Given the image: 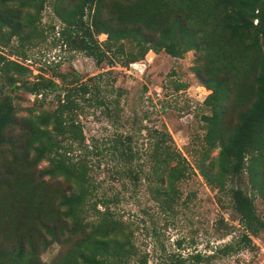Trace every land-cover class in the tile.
Returning a JSON list of instances; mask_svg holds the SVG:
<instances>
[{
	"label": "trees",
	"instance_id": "obj_1",
	"mask_svg": "<svg viewBox=\"0 0 264 264\" xmlns=\"http://www.w3.org/2000/svg\"><path fill=\"white\" fill-rule=\"evenodd\" d=\"M45 3L0 0V37L17 38L22 45L35 37ZM51 7L63 25L60 36L66 47L96 64L107 59L127 67L150 51L173 58L190 51L200 53L202 68L196 74L211 93L204 100L210 114L202 117L204 153L197 169L208 186L230 199L244 230L236 244H227L219 252L225 256L239 247L250 248L251 237L264 224L256 214L253 197L230 183L245 173L252 193L264 190V0H54ZM101 34L106 35L103 43L97 40ZM125 43L136 50L126 51ZM28 71L0 54L3 86L33 95L36 103L60 91L57 103L52 110L17 118L13 97L1 86L0 155L6 153L13 159L21 155L31 168L46 162L41 177L60 179L66 189L46 192L43 181L34 182L32 176L12 178L0 172V224L21 202L37 211L13 247L0 246V264H34L40 249L67 241L72 242L53 264H146L133 234L115 214L119 200L105 193L96 195L84 156L73 155L74 144L86 149L76 120L80 102H90L93 96L97 106H103L97 101L101 88L74 80L67 84L65 74L54 80L19 78ZM124 140L126 145H122ZM130 142V136L113 141L111 154L117 163L110 176L138 183L143 172L131 166L139 156ZM214 150L216 157L209 158ZM149 157L151 172L143 179L152 184V198L171 208L180 196L177 185L187 177L188 165L175 148L160 140L153 143ZM122 164L129 166L118 168ZM167 264L184 261L169 254Z\"/></svg>",
	"mask_w": 264,
	"mask_h": 264
},
{
	"label": "rangeland",
	"instance_id": "obj_2",
	"mask_svg": "<svg viewBox=\"0 0 264 264\" xmlns=\"http://www.w3.org/2000/svg\"><path fill=\"white\" fill-rule=\"evenodd\" d=\"M53 2L46 0L35 37L23 45L17 38L7 41L0 37V54L29 70L20 79L54 80L65 74L67 84L74 80L101 88L97 101L103 102V106H97L93 96L90 102H80L82 109L76 112V120L82 127L86 149L74 144L73 155L84 156L94 179L96 195L105 193L119 200L115 214L133 234L140 258H146V264H167L169 254L181 257L184 264H264V227L251 237L250 248L239 247L225 256L219 252L227 244H236L244 230L231 209L230 199L208 186L197 169L204 153L202 117L210 114L204 100L211 93L200 84L196 74L202 68L200 53L190 51L182 58H173L164 52L150 51L142 60L127 67L107 59L96 64L85 54L66 47L60 36L63 25L52 12ZM105 39L104 34L97 37L99 43ZM125 50L134 52L136 48L125 43ZM107 56L110 55L107 53ZM3 83L0 78L1 90L13 97L17 118L56 106V94L60 91L36 103L33 95L11 91ZM230 116L235 113L230 112ZM124 136L131 137V148L139 156L135 165H131L143 172L138 183L127 178L113 180L110 176L117 163L115 155L111 154L113 141ZM156 140L175 148L188 165L187 177L177 185L180 196L171 208H164L161 200L152 198L149 188L152 184L143 179L144 174L151 172L149 156ZM126 144L124 140L122 145ZM24 151L21 147L20 153ZM216 155L217 150H214L209 158ZM0 158V172L7 177L32 176L34 182L43 181L46 192L66 189L60 179L41 177L40 170L46 167V162L31 168L24 164L21 155L13 159L12 155L3 153ZM117 166L125 169L129 165ZM230 186L241 188L253 197L256 214L264 224V190L261 194L252 193L245 173ZM6 203L10 204L8 200ZM14 208L11 217L0 224V246L6 249L15 245L29 228L28 220L37 216L36 209L27 203L21 202ZM97 209L103 210L102 205H97ZM71 242L52 243L40 249L32 263L53 264Z\"/></svg>",
	"mask_w": 264,
	"mask_h": 264
}]
</instances>
